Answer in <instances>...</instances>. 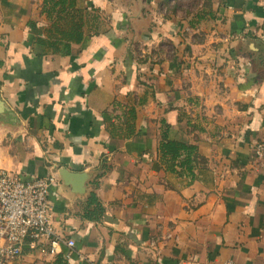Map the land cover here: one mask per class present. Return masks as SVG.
<instances>
[{
    "label": "crops",
    "instance_id": "crops-1",
    "mask_svg": "<svg viewBox=\"0 0 264 264\" xmlns=\"http://www.w3.org/2000/svg\"><path fill=\"white\" fill-rule=\"evenodd\" d=\"M49 5L0 0V98L19 122L0 112V166L54 175L74 244H24L13 264H264V0H76L84 39L63 53L35 42ZM162 120L195 146L190 167L164 160Z\"/></svg>",
    "mask_w": 264,
    "mask_h": 264
},
{
    "label": "built area",
    "instance_id": "built-area-1",
    "mask_svg": "<svg viewBox=\"0 0 264 264\" xmlns=\"http://www.w3.org/2000/svg\"><path fill=\"white\" fill-rule=\"evenodd\" d=\"M262 151L257 144V152ZM54 175L22 179L0 166V264H13L21 255L24 244L31 247L48 241L55 252L59 243L72 246L53 224L50 184Z\"/></svg>",
    "mask_w": 264,
    "mask_h": 264
},
{
    "label": "trees",
    "instance_id": "trees-1",
    "mask_svg": "<svg viewBox=\"0 0 264 264\" xmlns=\"http://www.w3.org/2000/svg\"><path fill=\"white\" fill-rule=\"evenodd\" d=\"M50 4L47 8L49 16H53L51 10L56 5H59L58 10L51 18L53 25L52 30H49V35L46 37L37 36L35 42L42 45V49L48 50L52 53H63L71 51V42H80L84 39V31L81 28V10L75 7L76 0H46ZM48 31V30H47ZM46 38H49L46 41ZM43 43L47 44L45 47ZM162 129L160 131V145L159 149L165 160L167 157L168 161L178 159L181 153L184 155L180 158L179 163L190 167V163L193 160L192 153L195 150L193 144L176 140L169 135L170 124L162 120ZM95 199V195L92 196Z\"/></svg>",
    "mask_w": 264,
    "mask_h": 264
},
{
    "label": "water",
    "instance_id": "water-1",
    "mask_svg": "<svg viewBox=\"0 0 264 264\" xmlns=\"http://www.w3.org/2000/svg\"><path fill=\"white\" fill-rule=\"evenodd\" d=\"M0 112L3 115L2 120L8 124L17 125L19 122H15V115L10 110L6 102L0 98ZM55 172L58 177L63 181V183H70L73 185L74 189H82L83 185L88 179V172L86 171H73L69 170L64 166H54Z\"/></svg>",
    "mask_w": 264,
    "mask_h": 264
}]
</instances>
